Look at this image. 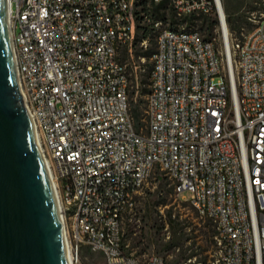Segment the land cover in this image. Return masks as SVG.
Masks as SVG:
<instances>
[{"label":"built area","instance_id":"obj_1","mask_svg":"<svg viewBox=\"0 0 264 264\" xmlns=\"http://www.w3.org/2000/svg\"><path fill=\"white\" fill-rule=\"evenodd\" d=\"M8 1L21 86L57 181L72 264L84 247L106 264H169L124 242V220L152 177L189 192L216 224L215 252L183 264H264V12L238 37L221 0H152L166 2L175 21L154 23L138 125L119 52L133 44L140 0ZM198 18L211 19L216 35L190 24Z\"/></svg>","mask_w":264,"mask_h":264},{"label":"water","instance_id":"obj_2","mask_svg":"<svg viewBox=\"0 0 264 264\" xmlns=\"http://www.w3.org/2000/svg\"><path fill=\"white\" fill-rule=\"evenodd\" d=\"M12 43L8 0H0V264H72Z\"/></svg>","mask_w":264,"mask_h":264},{"label":"rangeland","instance_id":"obj_3","mask_svg":"<svg viewBox=\"0 0 264 264\" xmlns=\"http://www.w3.org/2000/svg\"><path fill=\"white\" fill-rule=\"evenodd\" d=\"M143 0H140L136 11L139 17L144 15ZM227 16L235 20L237 29H231L234 36H242L256 24L264 12V0H221ZM149 17L137 21L135 38L131 46L122 47L120 59L127 65L131 77V108L138 107L145 115L149 93L152 67L151 57L143 53L155 49L150 39L157 41L154 28L150 36L143 38V27L153 22L155 15L153 5L147 1ZM166 13L165 22H174L175 13L171 7L162 10ZM211 19L198 18L190 24L198 27L206 37L216 35L215 27L208 29ZM141 117V119H142ZM140 119V122H141ZM142 123V122H141ZM190 193H178L167 177H152L141 191L137 205L132 214L123 223L124 242L127 249L142 257L161 255L169 264H183L187 259L206 261L217 249L215 236L216 224L210 218L201 215L190 201ZM212 234V235H211ZM211 235V236H210ZM80 264H106L101 252L84 247L80 252Z\"/></svg>","mask_w":264,"mask_h":264},{"label":"trees","instance_id":"obj_4","mask_svg":"<svg viewBox=\"0 0 264 264\" xmlns=\"http://www.w3.org/2000/svg\"><path fill=\"white\" fill-rule=\"evenodd\" d=\"M147 1H150L151 5H153V9H154V12H156L155 15H152L151 17L153 18V22L150 23L148 26L146 27H143V35L142 37L146 39V37L150 36V33H152L151 31L154 30V23L155 21L157 20H166V13L165 12H162V10L166 9L167 8V3L164 2V3H160V4H155L152 0H143L142 1V4L144 5V11H145V14L148 15V18L150 19L149 17V9L147 8L148 6L147 5ZM144 19V16H140L139 17V20H142ZM227 19H228V24H229V27H230V30L231 29H237L238 27H240L239 25H236V22L235 20L231 17V15L227 16ZM214 26V23L211 22L209 25H208V29H211L213 28ZM151 30V31H150ZM150 43L154 44L156 47H157V41H153L152 38L150 39ZM156 51V48L155 49H147L143 54L146 55L147 57H152V55L155 53ZM133 111V114L136 118V121H137V124L139 125L141 122H140V119L142 117V113L141 111L139 110L138 107H134L132 109ZM212 235V234H211ZM210 235V236H211Z\"/></svg>","mask_w":264,"mask_h":264},{"label":"bare ground","instance_id":"obj_5","mask_svg":"<svg viewBox=\"0 0 264 264\" xmlns=\"http://www.w3.org/2000/svg\"><path fill=\"white\" fill-rule=\"evenodd\" d=\"M8 4H9V1H8ZM12 46H13V43H12ZM13 49H14V48H13ZM50 174H51V177H52V181H53V183H54V186L56 187V185H57L56 178L54 177V175L52 174L51 171H50ZM56 192H57V189H56ZM57 197H58L59 205L61 206V202H60V198H59L58 192H57ZM66 237H67V234H66ZM67 243H68L69 255H70V257H71L70 244H69V242H68V239H67Z\"/></svg>","mask_w":264,"mask_h":264}]
</instances>
